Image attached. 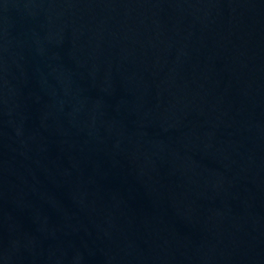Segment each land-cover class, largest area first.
Wrapping results in <instances>:
<instances>
[{
	"label": "water",
	"instance_id": "obj_1",
	"mask_svg": "<svg viewBox=\"0 0 264 264\" xmlns=\"http://www.w3.org/2000/svg\"><path fill=\"white\" fill-rule=\"evenodd\" d=\"M0 264H264V0H0Z\"/></svg>",
	"mask_w": 264,
	"mask_h": 264
}]
</instances>
